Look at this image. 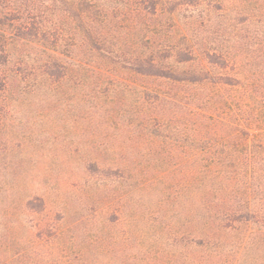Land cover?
Returning <instances> with one entry per match:
<instances>
[{"label": "trees", "instance_id": "obj_1", "mask_svg": "<svg viewBox=\"0 0 264 264\" xmlns=\"http://www.w3.org/2000/svg\"><path fill=\"white\" fill-rule=\"evenodd\" d=\"M236 15L264 19V0H0V116L34 110L111 135L106 157L84 155L99 177L122 180L123 211L134 187H158L141 215L177 252L264 264V140L241 151L231 105L234 88L245 100L251 91L244 71H228L227 47L243 39V58L254 57ZM25 204L45 207L38 196Z\"/></svg>", "mask_w": 264, "mask_h": 264}, {"label": "rangeland", "instance_id": "obj_2", "mask_svg": "<svg viewBox=\"0 0 264 264\" xmlns=\"http://www.w3.org/2000/svg\"><path fill=\"white\" fill-rule=\"evenodd\" d=\"M243 18L236 15L230 23L238 36L248 34L254 57L243 58L246 44L241 39L231 49L227 47L229 53L236 51L227 65L229 72L244 71V76L237 72V78L246 77L251 91L245 100L243 88H234L231 102L237 113L235 139L244 152L264 140V136H255L264 133V19ZM221 20L217 18L220 25ZM222 35L220 40L228 45L229 37ZM244 105L257 120L254 126L244 122ZM10 116H0V264L218 263L200 257L192 260L177 252L178 247L166 240L156 222L142 217V205L153 203L158 187H134L129 196L132 206L121 209L129 201L122 180L111 183L112 171L99 177L98 169L84 155L106 157L104 146L114 141L111 135L105 139L100 131L97 140L102 144L89 145L85 139L96 138L99 131H84L67 122L62 126L59 120L60 126H56L53 119L34 110ZM35 196L44 199L42 211L26 207V201ZM35 224L45 225L41 235L35 233Z\"/></svg>", "mask_w": 264, "mask_h": 264}]
</instances>
